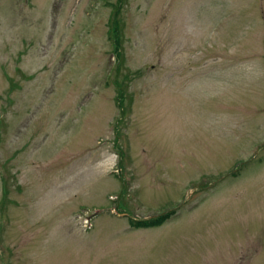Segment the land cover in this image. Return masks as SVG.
Returning a JSON list of instances; mask_svg holds the SVG:
<instances>
[{
	"label": "rangeland",
	"instance_id": "obj_1",
	"mask_svg": "<svg viewBox=\"0 0 264 264\" xmlns=\"http://www.w3.org/2000/svg\"><path fill=\"white\" fill-rule=\"evenodd\" d=\"M0 264H264V0H0Z\"/></svg>",
	"mask_w": 264,
	"mask_h": 264
},
{
	"label": "trees",
	"instance_id": "obj_2",
	"mask_svg": "<svg viewBox=\"0 0 264 264\" xmlns=\"http://www.w3.org/2000/svg\"><path fill=\"white\" fill-rule=\"evenodd\" d=\"M169 216H170V213H164V214H161L151 219L131 221V225L134 227L156 226L164 222Z\"/></svg>",
	"mask_w": 264,
	"mask_h": 264
}]
</instances>
